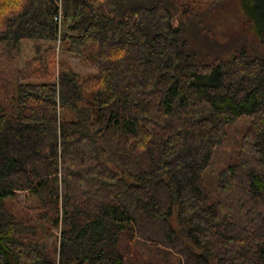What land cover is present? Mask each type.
<instances>
[{"label": "trees", "instance_id": "1", "mask_svg": "<svg viewBox=\"0 0 264 264\" xmlns=\"http://www.w3.org/2000/svg\"><path fill=\"white\" fill-rule=\"evenodd\" d=\"M198 1L0 0V264H264V0Z\"/></svg>", "mask_w": 264, "mask_h": 264}, {"label": "rangeland", "instance_id": "2", "mask_svg": "<svg viewBox=\"0 0 264 264\" xmlns=\"http://www.w3.org/2000/svg\"><path fill=\"white\" fill-rule=\"evenodd\" d=\"M179 3H184L187 6L191 5L194 7H203L208 1L200 2L198 0H178ZM245 20V16L240 8L239 0H233L227 7L221 11H216L212 14L209 22L216 27L219 37L223 39L222 32L227 31L229 28L240 27ZM23 52L20 59L16 62L20 67L24 65L25 61L31 58L34 54L33 45L34 42L31 40L23 41ZM46 44V43H45ZM57 47V58L60 61L61 70H66L72 72L77 76L79 80H83L89 74L93 73L96 69V49L94 45H87L84 53L82 55H74L66 51L67 44L59 42L56 43ZM7 77V76H6ZM8 78V77H7ZM4 85L0 87V103L8 104L7 98L4 95ZM62 114L65 119L75 118L74 114L67 108L62 109ZM249 119L246 117L238 119L230 129L229 137L226 139L225 143L222 145L220 150L216 155L217 167H222L223 165L230 164L234 161L235 153L238 149V141L242 135L244 128L246 127ZM11 208L19 215L24 214V209L26 210L27 204L30 201L26 200L24 192H19L17 201L9 202ZM30 214H33L30 211ZM58 234V230H54Z\"/></svg>", "mask_w": 264, "mask_h": 264}]
</instances>
